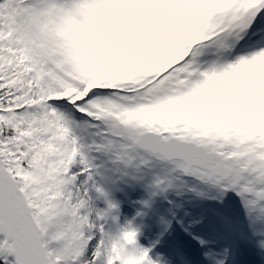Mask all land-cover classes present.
I'll list each match as a JSON object with an SVG mask.
<instances>
[{
    "label": "snow or ice",
    "instance_id": "6c2138e0",
    "mask_svg": "<svg viewBox=\"0 0 264 264\" xmlns=\"http://www.w3.org/2000/svg\"><path fill=\"white\" fill-rule=\"evenodd\" d=\"M163 23L107 0H0V264H171L174 225L208 247L193 230L209 203L264 250V129L191 107L255 78L264 0H217L143 59L114 48Z\"/></svg>",
    "mask_w": 264,
    "mask_h": 264
},
{
    "label": "rangeland",
    "instance_id": "374dc122",
    "mask_svg": "<svg viewBox=\"0 0 264 264\" xmlns=\"http://www.w3.org/2000/svg\"><path fill=\"white\" fill-rule=\"evenodd\" d=\"M169 3L173 2L172 4L175 5L174 9H182V6L180 5L182 3L181 0H168ZM108 4L110 5V8L115 13H125V14H137V15H144L151 13L152 15L156 16L153 9V4L151 3V0H107ZM167 2V1H166ZM209 5H212V2L209 0ZM172 7L170 5L169 11L167 10L166 14H161L156 17L160 18L164 21L163 24L158 25L154 31V36H143V37H128L124 36L119 38L118 41H116L114 48L115 49H126L131 51L135 54V57L138 59H143L149 56L153 50V48L164 38H166V35L168 31L172 30L173 26H176L177 28L182 26V24L187 20L185 16H187L185 13L179 14V15H173L172 16ZM200 11H202L200 9ZM199 11V12H200ZM256 76L255 78L251 80H247L243 83V93L238 95L236 93V89L233 88H225L224 92L220 95H215L211 98V100L208 99V92L205 90L203 93L200 94V96L193 101L191 107H201L204 105H207L209 107L219 106L221 104L226 105L229 114L236 118H242L246 119L249 122H252L256 124L259 128L264 129V59H261L259 63L256 65L255 68ZM215 87H224V85H216ZM139 193H134L133 196H138ZM130 211L132 213V208H130ZM215 212H219L225 216L232 215L236 222H238V226L240 229L243 230L242 227H247L246 223L243 221V217L236 215L228 208H220L216 209V206L214 208ZM124 212L127 214L126 209H124ZM200 229H198L199 231ZM240 232L241 230H237ZM250 232V231H249ZM251 233V232H250ZM198 234V233H197ZM231 234H233L231 232ZM251 235V234H250ZM205 239L209 240L210 242L214 240H210L209 234L202 235ZM232 237V236H231ZM237 241L236 242V249L233 250V253L237 250V247H239V253L240 256L243 255L241 244H243L247 238H244L243 236H236ZM149 238V236H147ZM147 243V241H146ZM210 244V243H209ZM172 246H176L175 243H171ZM232 243L224 244V248L230 249V246ZM208 250V249H207ZM170 251V250H169ZM209 251V250H208ZM162 255V252H159ZM238 255V254H237ZM240 256L234 255L231 257V254H229V259L226 261V264H233V260H238ZM179 261L189 263L184 256H181L179 258Z\"/></svg>",
    "mask_w": 264,
    "mask_h": 264
},
{
    "label": "bare ground",
    "instance_id": "6f19581e",
    "mask_svg": "<svg viewBox=\"0 0 264 264\" xmlns=\"http://www.w3.org/2000/svg\"><path fill=\"white\" fill-rule=\"evenodd\" d=\"M167 1V2H166ZM182 3L180 4L182 6V9H174V6L171 2L169 3L168 0H151V3L153 4L154 13L156 16L161 14H166L167 10L169 11V7L171 5L172 7V16L173 15H179L182 13H185L187 16H185L187 19L191 16L195 15L204 8L208 7L209 0H181ZM212 2V5H214L217 0H210ZM129 206H125L124 209H126L127 215H131ZM215 205L213 204H203L198 209H196V212L199 213L201 211H205L207 214V219L205 222L201 225H197L194 228V233H198L199 235L209 234L210 240L214 238L213 241L210 242L207 248L202 249L195 241H193L187 234H185L179 225L173 226V231L171 235L165 239L163 242V245L158 248L159 252H162L165 254V256L169 255L168 258L174 259L175 257L178 258V261L176 264H209L208 261L204 259V252L206 251H212L215 253H221L222 248L224 247V244L232 243L230 246V254L231 257L234 255L240 256V253L235 251L233 253V250L236 249V242H233L234 239L237 241V237L240 233L243 235H246L247 239L243 243V246L241 245L243 255L239 257L238 260H233V264H264V250H260L257 246V240L250 235L251 233L247 232L246 230L240 229L238 226V222H236L235 218L232 215H228V221L225 222L224 220L220 219L216 212L214 211ZM198 229H200L198 231ZM237 230H241L238 232ZM249 230V229H248ZM156 229L155 227L152 228L150 232H146L145 236H151L153 233H155ZM231 232L233 234H231ZM232 236V237H231ZM255 240L254 244L252 241ZM147 239L142 240V243H146ZM171 243H175L176 246H172ZM208 249V250H207ZM162 250V251H161ZM170 250V251H169ZM238 254V255H237ZM185 256L188 258V262H181L179 261L180 256ZM219 258H223L222 256ZM229 259V257H228ZM227 259V260H228ZM171 263H174V260L171 261Z\"/></svg>",
    "mask_w": 264,
    "mask_h": 264
}]
</instances>
